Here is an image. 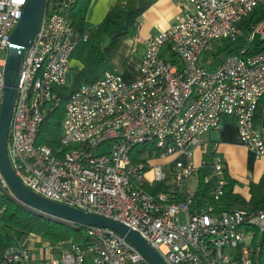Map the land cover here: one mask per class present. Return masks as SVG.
Segmentation results:
<instances>
[{
  "label": "built area",
  "instance_id": "2783aa9c",
  "mask_svg": "<svg viewBox=\"0 0 264 264\" xmlns=\"http://www.w3.org/2000/svg\"><path fill=\"white\" fill-rule=\"evenodd\" d=\"M76 1L47 0L41 26L25 50L7 141L16 175L44 197L136 230L167 264H259L264 211L216 213L209 204L197 211L191 208L194 189L182 201H169L165 192L152 195L145 186L162 183L166 174L161 165L143 158L183 155L186 162H177L174 178L178 187L184 186L204 165L193 163L194 149H203V136L220 129L226 118L243 145L264 155V138L255 123L258 102L264 99V49L249 52L253 33L264 39V17L250 27L246 44L236 52L225 54L210 69L200 63L214 41L228 44L243 35L239 23L255 9L264 10V0H177L186 14L146 41L139 77L125 82L118 70L107 69L81 83L56 128L51 115L61 103L56 88L70 85V53L88 40L68 19ZM25 3L0 0V108L1 53L6 54ZM44 124V138L54 148L39 141ZM143 145L154 147L151 156L146 150L133 160L131 155ZM215 148L210 146L206 180L213 179L210 193L218 199L226 165ZM5 197L16 199L0 171V217ZM67 224L83 227L87 241L71 239L65 248L43 242L34 250L10 246L0 264H148L110 229Z\"/></svg>",
  "mask_w": 264,
  "mask_h": 264
},
{
  "label": "trees",
  "instance_id": "16d2710c",
  "mask_svg": "<svg viewBox=\"0 0 264 264\" xmlns=\"http://www.w3.org/2000/svg\"><path fill=\"white\" fill-rule=\"evenodd\" d=\"M51 0H49L50 2ZM90 0H77L69 12V22L81 34L87 32L85 25V12ZM156 0H117L106 12L101 22L91 35V55L87 64L79 70L72 83L69 86L58 87L56 91L61 97L59 107L51 114L57 120L56 128L59 127L60 121L64 114V106L70 94L81 84L95 80L97 77L88 76L91 71L93 56H97V61L107 63L111 51L116 47L119 40L127 35L136 32L140 16L143 12ZM264 10L255 9L247 14L239 23L242 31H249L252 25H255L264 17ZM260 16V17H259ZM108 37V42L102 46V36ZM210 55V63L213 66L222 60L225 54L236 52L238 47L231 48L226 42L218 39L213 42ZM260 49H264V39L257 40L249 46V52L253 53ZM258 102L255 118L260 117L262 102ZM47 124H44L39 134V141L50 144L53 148L56 144L49 142L44 138ZM148 151V156L154 150L153 146H139L131 155L133 160H140V156ZM212 155V151L210 150ZM211 157V156H210ZM148 159V158H147ZM143 158V161L147 160ZM204 165L201 166L196 174V187L193 190L192 209L199 211L202 206L209 204L214 212H231L236 209H243L249 212L264 211V175L257 182H250L248 185L249 197L245 199L241 194L235 192L234 187L236 181L230 178L225 170L226 183L222 189V195L218 199L211 197L210 189L213 185V179L208 180L207 177L211 173V162L202 160ZM145 189L152 195L159 192L169 194V201L185 200L191 191L175 188L170 191L162 183L157 182L152 185H146ZM5 205L4 212L0 217V261L5 250L10 246H20L25 240L33 235L36 237V245L42 242L47 243L53 248H65L69 240L77 242H86L83 227H74L65 222L53 219L45 214L35 211L24 206L16 199L5 197L3 200ZM259 264H263L262 255L264 254V235L262 236Z\"/></svg>",
  "mask_w": 264,
  "mask_h": 264
},
{
  "label": "crops",
  "instance_id": "0c3cea01",
  "mask_svg": "<svg viewBox=\"0 0 264 264\" xmlns=\"http://www.w3.org/2000/svg\"><path fill=\"white\" fill-rule=\"evenodd\" d=\"M116 1L117 0L89 1L85 12V25L87 27L86 33L88 34V38L95 32L108 9ZM259 10L261 11L263 9ZM185 14V5H182L177 0H156L140 16L136 32L132 35L124 36L119 40L116 47L111 51L107 60V65L104 69L118 70L125 82H130L138 78L140 58L145 48L146 41L155 34L167 30L178 17ZM246 33L247 31H244L243 35H241L244 37L245 43L239 45L238 47L246 44ZM107 39L108 37L103 35L101 45H105V40ZM257 40H260L259 37ZM253 42H255L254 36ZM76 50L77 49L75 47L69 56L68 80L70 84L76 75L75 74L73 78L71 77L72 69L76 68L79 71V69L84 66V64L79 62L77 59ZM70 78H72L71 81ZM225 120L226 121L220 129L210 131L203 136L204 148L202 149L201 147H196L194 149L192 161L195 165H198L203 159L209 160L211 156L210 146L215 144L216 148L214 153L223 157L225 160L227 175L236 181L234 187L235 192L241 194L245 199H248L249 183L257 182L264 175V155L258 156L253 150L243 145L234 123L228 118ZM255 123L264 138V101L262 102L260 117L255 118ZM179 156L183 159L182 161H176V164L177 162H186L183 155H171L169 157L162 158L164 160H160V162L156 161V163L151 165H161L164 170V165L169 164ZM176 164L172 172L173 177L177 170ZM164 172L167 174L165 170ZM147 176L150 178L151 173H148ZM188 181L184 184L183 188H179L178 185H173L171 188L169 187L168 190L179 188L181 191L184 189L190 191L194 189L196 186L190 189ZM31 237L33 238L31 245H25V243H23V245L29 249H33L36 245V237Z\"/></svg>",
  "mask_w": 264,
  "mask_h": 264
},
{
  "label": "water",
  "instance_id": "95a60500",
  "mask_svg": "<svg viewBox=\"0 0 264 264\" xmlns=\"http://www.w3.org/2000/svg\"><path fill=\"white\" fill-rule=\"evenodd\" d=\"M47 0H26L22 15L10 35L3 67L4 92L0 108V171L16 197L26 207L53 219L74 225L98 226L124 237L148 264H167L163 257L134 229L114 219L88 212L44 197L24 185L8 156L7 141L11 114L26 48L30 47L41 26Z\"/></svg>",
  "mask_w": 264,
  "mask_h": 264
},
{
  "label": "rangeland",
  "instance_id": "374dc122",
  "mask_svg": "<svg viewBox=\"0 0 264 264\" xmlns=\"http://www.w3.org/2000/svg\"><path fill=\"white\" fill-rule=\"evenodd\" d=\"M247 34V33H246ZM253 36H254V40L256 41L258 39L259 34L258 33H253ZM108 42V39L105 40V44ZM245 43V39L243 36H240L239 38H237L235 41L233 42H230L228 43V45L231 47V48H234V47H238L239 45ZM91 35L89 36L88 40L87 41H80L77 43V45L75 46L76 47V56H77V59L79 60V62H81L82 64H87V61H88V58L89 56L91 55ZM104 46V45H102ZM74 47V48H75ZM210 55H211V50H205L203 51L202 55H201V58H200V63L207 69H210V65H208L210 62ZM6 54H4L3 52L1 53V57L5 58ZM107 65V63H100L97 61V56H93V61H92V66H91V71L89 73H87L88 76H95V77H98L100 76L103 71L105 70V66ZM83 66V67H84ZM82 67V68H83ZM80 68V69H82ZM79 69V70H80ZM78 72V70L75 68V69H72L71 71V77L73 78V76ZM72 78H70V81L72 80ZM182 157H178L176 158L175 160L171 161L169 164H166L164 165V170L166 171V178L162 181V184L163 186L167 187V188H171L173 185H178L175 180H174V177H173V170L175 168V164H176V161L178 160H181L182 161ZM160 160H164L162 159L160 156L158 157H151L149 159H147V162L150 163V164H154L157 162H160ZM188 186L190 187V189L194 188L196 186V178H192L188 181ZM179 188H183V185H180ZM32 241H33V238L31 236H29L26 240H25V245H31L32 244ZM35 242V241H34ZM36 247V246H35ZM35 247L33 248V250L35 249ZM38 252V251H37ZM36 253V252H35Z\"/></svg>",
  "mask_w": 264,
  "mask_h": 264
}]
</instances>
